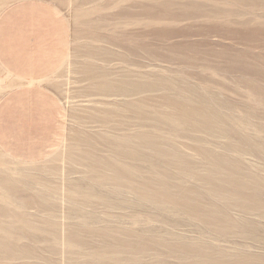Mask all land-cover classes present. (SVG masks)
Returning <instances> with one entry per match:
<instances>
[{
	"label": "rangeland",
	"instance_id": "374dc122",
	"mask_svg": "<svg viewBox=\"0 0 264 264\" xmlns=\"http://www.w3.org/2000/svg\"><path fill=\"white\" fill-rule=\"evenodd\" d=\"M19 1L0 0V14ZM45 1L71 28L69 56L47 81L63 104L64 134L37 162L14 160L0 149V180L12 181L10 197H0V264H264V0ZM122 63L135 78L146 71L155 83L144 95L150 119L176 115L181 106L219 117L212 137L148 122L145 131L159 147L138 148L146 151L133 161L139 162L133 164L136 181L119 191L126 196L127 188L136 190L133 204L111 194V182L89 178L81 163L89 149L105 157L91 145L107 134L99 123L107 99L94 91L84 67L120 78L128 70ZM14 83L0 67V99ZM20 179L38 181L27 188ZM158 181H167L171 192L156 188ZM86 185L103 194L108 187L117 209L84 198ZM63 186L72 207L56 198ZM71 210L90 216L87 224L83 217L65 220ZM27 212L34 224L20 218Z\"/></svg>",
	"mask_w": 264,
	"mask_h": 264
},
{
	"label": "crops",
	"instance_id": "0c3cea01",
	"mask_svg": "<svg viewBox=\"0 0 264 264\" xmlns=\"http://www.w3.org/2000/svg\"><path fill=\"white\" fill-rule=\"evenodd\" d=\"M70 48L68 20L45 0H21L0 14V67L15 81L0 99V149L10 158L41 161L60 145L64 108L47 81Z\"/></svg>",
	"mask_w": 264,
	"mask_h": 264
},
{
	"label": "bare ground",
	"instance_id": "6f19581e",
	"mask_svg": "<svg viewBox=\"0 0 264 264\" xmlns=\"http://www.w3.org/2000/svg\"><path fill=\"white\" fill-rule=\"evenodd\" d=\"M4 1V0H3ZM116 1V0H115ZM141 1V0H140ZM115 4V3H114ZM138 4V3H137ZM118 5V4H117ZM128 5V4H127ZM142 5V4H141ZM126 6V5H125ZM138 6V5H136ZM3 7V6H2ZM140 7V6H139ZM138 7V8H139ZM142 7V6H141ZM121 8V7H120ZM119 9V8H118ZM122 9V8H121ZM134 9V8H133ZM143 9V8H142ZM141 9V10H142ZM123 10V9H122ZM131 10V9H130ZM144 11V10H143ZM141 11V12H143ZM1 12V11H0ZM123 12V11H122ZM128 12V11H127ZM135 12V11H134ZM118 15H119V12H117ZM137 13V12H136ZM131 14V13H130ZM143 14V13H142ZM141 14V15H142ZM140 15V14H139ZM139 15H136L138 16L137 19H139ZM160 15V14H159ZM133 16V15H132ZM149 16V15H148ZM133 20H134V16L132 17ZM146 18V16H145ZM148 20H149V17H147ZM158 17L156 18H153L154 20L157 19ZM171 18V17H170ZM116 19V18H115ZM120 19V18H119ZM131 18H127V20H129ZM144 19V18H143ZM161 18H159V21L161 22L160 20ZM169 19V18H168ZM172 19V18H171ZM170 19V20H171ZM147 20V19H146ZM147 20V21H148ZM130 21V20H129ZM142 21V20H141ZM145 21V19L143 20ZM152 21V20H151ZM158 21V19H157ZM158 21V22H159ZM163 21V20H162ZM121 22V21H120ZM126 22V21H125ZM132 22V21H131ZM150 22V20H149ZM140 23V21H139ZM143 23V22H141ZM156 23V22H155ZM118 24V23H117ZM136 24V23H135ZM145 24V23H144ZM147 24V23H146ZM125 25V24H124ZM131 25V24H130ZM139 25V24H138ZM178 25V24H177ZM135 26V25H134ZM160 26V25H159ZM133 30V29H132ZM130 31V29H129ZM98 41V40H97ZM92 50V49H91ZM115 50V49H114ZM88 51V50H87ZM125 51V50H124ZM129 51V50H128ZM131 53V52H130ZM124 54V53H123ZM127 54V53H126ZM87 55V54H86ZM99 55V54H97ZM127 57V56H126ZM87 58V57H86ZM121 58V57H120ZM88 59V58H87ZM123 59V58H121ZM94 60V59H93ZM98 61V60H97ZM102 62V61H101ZM113 62V61H112ZM115 62V61H114ZM126 62H129L128 60ZM130 63V62H129ZM117 64V63H116ZM115 64V65H116ZM123 64V63H122ZM127 64V63H126ZM95 65V64H94ZM104 65V64H103ZM124 65V64H123ZM135 65V63H134ZM98 66V65H97ZM108 66V65H107ZM119 66V65H118ZM126 66V65H124ZM129 66V65H128ZM128 66H126V68H128ZM146 66V65H145ZM157 66V65H156ZM110 68V66H108ZM114 67V66H113ZM136 67V66H135ZM130 68V66H129ZM127 70L126 73H123L124 75L121 76L120 78H117L118 76L116 74H112V75H109L107 72L105 71H99V70H95L93 68H91V66L88 67L87 71H86V67H84V71H85V74L88 75V78L92 81V85H93V88H94V91H99V93H101L106 99H107V102L105 103V110L102 112L101 111V119L99 120V123L102 127L101 130L105 129V132L107 134H104L103 136L104 137H101V135H99L101 138L97 140V142L99 143H94V145H91L92 147L96 148L98 147L97 149H101L102 152L106 153L105 154V157H101L102 155H100V153H96V151H94L97 155V156L94 152L92 154L91 150L89 149V152H87L88 148L86 149L87 151L86 152H81L83 153L82 155V161L84 162H80L81 163H84V165L87 167V171H89V178L91 176V178L95 181V179L97 180H103V183L104 181L105 182H111L110 184L112 186H110L109 188H111V194L112 192L115 191V193L117 194V192H119L121 190V192L123 193L122 189L123 188H126V186L124 187V185L128 184V185H133L135 183V175H133L135 172L137 173V166H133L135 160H137L138 158H142L145 154L144 150L143 151V148L146 149V147H159L158 146V141L155 139V137L153 136H150L151 134L147 131H145V129H148V127H150L148 125V122H150V120H153V122L155 123V125H159V123L162 125V126H168L170 128H172L173 130H176L177 128L178 129H181L182 131L184 130H187L188 132H196V133H200V134H203L207 137H212V135L215 133V128H216V125H217V122L219 121V117H218V114H216L215 112H210V111H207V110H198V111H194L193 113H190L188 112L187 109H185L183 106H181L178 110V113L176 115H158L159 117L157 119H150V112L148 110V106L146 105V96H144L145 94H148L150 92H153L154 89H155V83H150L149 80H148V77H146V74L145 72L146 71H141L139 70L138 74H137V77L135 78L134 75H133V71H131V69ZM138 68V67H137ZM115 69V67H114ZM120 69V68H119ZM122 69L124 70V67H122ZM139 69V68H138ZM137 70V69H136ZM146 70V69H145ZM114 71V70H113ZM137 73V72H136ZM148 73V71H147ZM250 97V96H249ZM260 98V97H259ZM102 101V100H101ZM102 104V103H101ZM200 105V104H199ZM205 105V104H204ZM75 106V105H74ZM78 107V106H77ZM102 107V106H101ZM205 107V106H204ZM104 109V108H103ZM206 109V108H205ZM151 110V109H150ZM211 110V109H210ZM100 114H98L100 116ZM135 122H138L137 124H135ZM220 124V123H219ZM134 126H139V132H137L136 128L133 129ZM138 129V128H137ZM150 129V128H149ZM148 129V130H149ZM153 129H154V126H153ZM218 129V128H217ZM180 130V131H181ZM136 131V132H135ZM177 131V130H176ZM181 131V132H182ZM222 131H225L220 129L219 131L217 130V132L219 134H223ZM155 132V131H154ZM153 132V133H154ZM166 132V131H165ZM186 132V131H185ZM183 132V133H185ZM84 133V132H83ZM97 133V132H96ZM100 133V132H99ZM103 132H101L102 134ZM77 134V133H76ZM160 134H163V133H160ZM171 134V133H170ZM190 134V133H189ZM80 135V134H79ZM86 135V134H85ZM98 136V135H97ZM177 136V135H176ZM175 136V137H176ZM179 136V135H178ZM84 137V136H83ZM165 137V136H164ZM204 137V136H203ZM218 137H221V136H218ZM81 138V137H80ZM98 138V137H97ZM166 138V137H165ZM181 138V137H180ZM90 139V138H89ZM171 139V138H170ZM174 139V138H173ZM84 141H88L87 138L84 139ZM93 141V140H92ZM90 141V142H92ZM95 142V141H94ZM175 142V141H174ZM173 142V144H174ZM93 143V142H92ZM184 143V142H183ZM90 144V143H89ZM181 144V142L179 143ZM200 144V143H199ZM263 144V143H262ZM70 145V144H69ZM174 145H177L176 143ZM182 145V144H181ZM68 146V145H67ZM74 146V145H73ZM88 146V145H87ZM178 146V145H177ZM76 147V146H75ZM101 147V148H99ZM139 147H143L141 150L144 152V153H141V150L140 151H137L139 150L140 148ZM180 147V146H179ZM139 148V149H138ZM188 148V147H187ZM76 149V148H75ZM257 149V148H256ZM83 150V149H82ZM93 150H96V149H93ZM92 150V151H93ZM184 150V149H183ZM259 150V149H258ZM75 151V150H74ZM186 151V150H185ZM185 151H182L184 154ZM99 152V151H97ZM160 152V151H159ZM254 152V151H253ZM258 152V151H257ZM251 153V151H250ZM150 154V153H149ZM153 154V153H152ZM160 154V153H159ZM187 154V153H185ZM184 154V155H185ZM191 154V153H190ZM248 154V153H247ZM76 155V154H75ZM189 155V153H188ZM149 156V155H148ZM163 156V155H162ZM167 156V155H166ZM187 156V155H186ZM190 156V155H189ZM78 157V156H77ZM145 157V156H144ZM143 157V158H144ZM155 157V156H154ZM191 157V156H190ZM71 158V157H70ZM142 158V159H143ZM148 158V157H147ZM159 158V156H158ZM163 159V158H162ZM70 160V159H68ZM77 162V160H74ZM137 161L140 162V160L138 159ZM143 161V160H141ZM150 161V160H149ZM154 161V160H153ZM166 161V160H165ZM139 162L138 163H135L137 165H139ZM145 162V161H144ZM78 163H79V160H78ZM143 163V162H141ZM148 163V162H146ZM145 163V164H146ZM151 161L149 162L148 165H152ZM171 163V162H170ZM134 164V165H135ZM144 164V163H143ZM141 164V167L142 165ZM145 164L143 167H145ZM81 165V164H80ZM83 165V166H84ZM82 166V165H81ZM149 166V167H150ZM153 166V165H152ZM154 167V166H153ZM176 167V166H175ZM183 167V166H182ZM147 169H149L148 167H146ZM140 169H143L142 172L144 173V169L145 168H139L138 170ZM154 169V168H153ZM82 170V169H81ZM24 171V170H23ZM27 171V170H26ZM31 171V170H30ZM62 171V170H61ZM85 171V170H84ZM149 171V170H148ZM152 171V169L150 170V172ZM187 171V170H186ZM140 172V171H139ZM140 172V173H142ZM65 173V176H66V172H63V175ZM84 173V172H83ZM135 173V174H136ZM152 173V172H151ZM72 174V173H70ZM81 174V173H80ZM145 174H148L147 172H145ZM62 175V174H61ZM139 175V174H138ZM137 175V176H138ZM82 176V175H81ZM86 176V175H85ZM85 176H83V179L85 178ZM131 176H134L133 178ZM141 176V174L139 175ZM146 176V175H145ZM144 176V177H145ZM28 177V176H27ZM34 178V177H33ZM88 178V179H89ZM138 178V177H137ZM141 178V177H140ZM68 179V178H67ZM83 179H79V180H83ZM86 179V178H85ZM135 181H134V180ZM142 179V178H141ZM21 180V179H20ZM27 181H24L21 180L19 182L23 183L24 185H28V186H25V187H32L33 185H36L37 181L34 182L33 181H28L29 179H26ZM90 180V179H89ZM166 180V179H165ZM65 181V180H64ZM92 181V180H91ZM90 181V182H91ZM134 181V183H133ZM138 181V180H137ZM142 181H146L145 179L142 180ZM142 181H140L142 183ZM12 182V181H11ZM11 182H9V180H0V189L1 190H4L5 193H7L6 196H1V198L3 199H8V197H10V191L12 189H10V186H11ZM16 182V181H15ZM40 182V180H39ZM72 182V180H71ZM70 182V183H71ZM82 182V181H81ZM98 183H100V181H97ZM166 182L167 181H158L156 182L155 186L156 188L158 187L159 189H162L165 191V193H170V189L166 186ZM18 183V182H17ZM16 183V184H17ZM29 183L31 184V186H29ZM36 183V184H35ZM69 183V182H68ZM69 183V184H70ZM74 183V182H72ZM76 183V182H75ZM84 183V182H83ZM92 185H94L96 182H91ZM94 183V184H93ZM137 183V182H136ZM147 183V182H146ZM79 184V182H78ZM76 183V185H78ZM82 184V183H81ZM80 184V185H81ZM105 184V183H104ZM103 184V186H104ZM124 184V185H123ZM144 184V182H143ZM21 185V184H20ZM24 185H21V186H24ZM44 185V184H43ZM67 185V184H66ZM73 185V184H72ZM76 185H74L73 187H75ZM84 185V184H82ZM96 185V184H95ZM97 185H100V184H97ZM102 185V184H101ZM148 185V184H147ZM146 185V186H147ZM41 186V185H40ZM79 186V185H78ZM76 186V188L78 187ZM87 187H84L86 188V194L84 192V198H96L98 200V202L100 203V201L102 202V205H107L109 207H112L113 208H116L117 209V203L119 202L118 200L120 199H117L118 197H120L121 195L118 196L117 194V203L116 204H113L111 202V200L113 199H110L109 196H108V192L107 190H109V188L107 187V185L105 187H107L105 193L107 194H103L102 192H98V188H95L94 186H88L86 185ZM109 186V185H108ZM42 187V186H41ZM81 187V186H80ZM99 187V186H98ZM104 187V188H105ZM133 187V186H132ZM208 187V186H207ZM14 188V187H13ZM36 188V187H34ZM48 188V187H47ZM50 188V187H49ZM48 188V189H49ZM69 188H72V186L70 187H67V189L69 190ZM102 188V187H101ZM103 188V189H104ZM197 188V187H196ZM25 189V188H24ZM37 189V188H36ZM35 189V190H36ZM40 189V188H39ZM44 189V187H43ZM75 189V188H74ZM78 189V188H77ZM133 189V188H132ZM155 189V187L153 188ZM10 190V191H9ZM16 190V189H15ZM56 190V189H55ZM66 188L63 186L62 189H61V192L59 194V196H57V200L60 201L61 203L60 204H63V205H69V207L72 205L70 203H72V201L70 199V203L66 204L67 202H69L68 200H66L68 197L64 196V193L63 191H65ZM81 190H83V188H81ZM105 190V189H104ZM129 190V191H128ZM134 190V189H133ZM131 190V188H127L126 190V193L127 194L126 196H124L121 192H119L120 194H122L124 197H126V203L130 204V202H132L133 204V196L135 195L136 193V190L135 192H131L133 191ZM186 190V189H185ZM46 191V190H45ZM101 191V190H100ZM103 191V190H102ZM155 191V190H154ZM159 191V190H158ZM14 192V191H13ZM39 192V191H38ZM41 192V190H40ZM48 192V191H47ZM57 191H55V194H56ZM71 192V190H70ZM76 192V191H75ZM161 192V191H160ZM163 192V191H162ZM193 192V191H192ZM4 193V194H5ZM49 193V192H48ZM51 193V192H50ZM66 193V192H65ZM78 193V191H77ZM82 193V192H81ZM109 193V194H110ZM144 193V192H143ZM154 193V192H152ZM156 193V192H155ZM193 193H196V192H193ZM80 194V193H79ZM78 194V195H79ZM83 194V193H82ZM110 194V195H111ZM149 194V193H148ZM160 194V193H159ZM41 195V194H40ZM50 195V194H49ZM58 195V194H57ZM72 195V194H71ZM137 195V194H136ZM145 195V193H144ZM56 196V195H55ZM122 196V197H123ZM142 196V195H141ZM155 196V195H154ZM235 196V194H234ZM111 197V196H110ZM137 197V196H136ZM136 197H134L136 199ZM150 197V196H148ZM186 197V196H185ZM36 198V197H35ZM39 198V197H38ZM45 198V196H44ZM54 197V199H56ZM81 198V197H80ZM83 198V197H82ZM139 198V197H138ZM143 198V197H142ZM188 198V197H187ZM186 198V199H187ZM192 198V197H191ZM236 198V197H235ZM37 199V198H36ZM40 199H41V196H40ZM46 199H48V197L45 198V201ZM50 199V198H49ZM53 199V200H54ZM122 199V198H121ZM190 199V198H189ZM230 199V198H229ZM91 200V199H90ZM123 200H125L123 198ZM152 200V199H151ZM232 200V199H231ZM36 201V200H35ZM41 201V200H40ZM50 201V200H49ZM52 201V200H51ZM112 201H116V200H112ZM182 201V200H181ZM54 202V201H53ZM122 202V201H121ZM48 203V202H47ZM91 203V202H90ZM123 203V202H122ZM121 203V204H122ZM50 204V202H49ZM87 204V202H86ZM119 204V203H118ZM124 204V203H123ZM19 205V204H18ZM16 205V206H18ZM75 205V204H74ZM78 205V204H77ZM103 205V206H104ZM125 205V204H124ZM135 205V204H134ZM23 206V205H22ZM47 206V204H46ZM90 206V205H89ZM122 206V205H120ZM146 206V205H145ZM155 206L158 208H160L161 204L157 203L155 204ZM252 206V205H251ZM21 206H18V208H20ZM26 206H23L22 208H25ZM91 207V206H90ZM129 207V206H128ZM133 207V206H132ZM131 207V208H132ZM137 207V206H136ZM242 207V206H241ZM127 208V207H126ZM135 208V207H134ZM142 208V207H141ZM144 208V207H143ZM147 208V207H146ZM250 208V207H249ZM252 208V207H251ZM250 208V209H251ZM75 209V208H73ZM162 209V208H161ZM145 210V209H144ZM157 210V209H156ZM149 211V210H147ZM145 212V211H143ZM26 213V212H25ZM49 213V212H48ZM62 213V212H61ZM147 214V212H145ZM143 213V214H145ZM149 213V212H148ZM32 214V213H31ZM31 214H29L27 212L26 216L21 213L20 214V218H24L25 221L29 224H32L33 221L30 219L29 220V217H31ZM45 214V213H44ZM85 214V213H84ZM83 214V215H84ZM151 214V213H149ZM248 214V213H247ZM48 215V214H47ZM52 215V214H51ZM33 216V214H32ZM50 216V215H48ZM65 217V220H72L71 218L73 217L74 219L77 218H82L83 217V222L84 224H87L86 221L87 218L89 219L90 216H80V213H73V211L71 210V212L67 211V212H64V215ZM143 216V215H142ZM144 216H147V215H144ZM28 217V218H27ZM63 217V219H64ZM79 217V218H78ZM44 218V217H43ZM84 219L86 221H84ZM51 220V219H50ZM91 220V219H90ZM89 220V221H90ZM136 220V219H135ZM74 221V220H73ZM134 221V220H133ZM141 221V220H140ZM147 221V220H146ZM53 222V221H52ZM77 222V221H76ZM86 222V223H85ZM138 222V221H137ZM49 223V222H48ZM136 223V222H135ZM34 224V223H33ZM75 224V223H74ZM91 224V223H90ZM86 228V227H85ZM162 228V227H161ZM178 233V232H177ZM74 235V234H73ZM76 235V234H75ZM155 236V235H154ZM71 237V233L66 237L67 239H69ZM173 239V238H172ZM70 240V239H69ZM3 244V243H2ZM185 256V255H184ZM14 258V257H13ZM67 264V263H66Z\"/></svg>",
	"mask_w": 264,
	"mask_h": 264
}]
</instances>
